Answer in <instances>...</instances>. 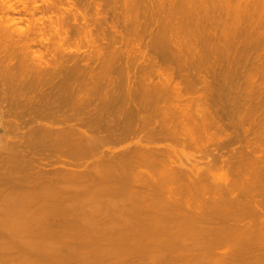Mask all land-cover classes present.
<instances>
[{
	"label": "bare ground",
	"instance_id": "6f19581e",
	"mask_svg": "<svg viewBox=\"0 0 264 264\" xmlns=\"http://www.w3.org/2000/svg\"><path fill=\"white\" fill-rule=\"evenodd\" d=\"M1 1H2L1 4H3L4 2H6V4L2 5V11H5V16L4 18L0 19V124L1 125L5 124L3 123L2 120L4 119V116L6 115L7 116L12 115L17 118L19 117V119L15 120V122L13 120L12 125L10 122L9 128H4L3 126L2 130H0L2 138L5 140L4 142L6 144H3L2 142L1 143L3 146L5 145V147L7 148V150H5L6 148L4 149L5 152H7L4 154H9V155H5L7 158L3 156L2 152L4 150L3 148H1L3 146H0V154H1L0 156L2 158L0 160V165L2 164L0 167L2 168L1 170L2 172H0V174H2V176L3 175L5 176L3 178V180L4 179L7 180V182L5 183L11 182L13 185H11L10 187H12L13 189L14 188L18 189V190L16 189V192L14 193L17 194V191H18L17 199L19 200L15 201L16 198L14 197L15 198L14 202L17 203L19 201L20 203V201L21 202L24 201L23 205L21 204L22 206L20 204H17L16 206L14 202H13L14 205L9 203V207L10 205L11 206L13 205L16 208L20 205L18 208L13 209V210H12L13 206L10 207V210H8L10 212L7 211V209L9 208L6 206L7 209L6 208L5 209H6V212H8L7 213L8 215L6 217L1 218L3 219L2 223L5 225V226L3 225L2 227L5 230L2 229V231H7V232L9 231V233L11 231V233L13 234V237H15L14 238L15 240H13V242L16 240L19 241V238L21 237V235L25 236V238L22 236L21 240L17 242L18 244L21 245V247L22 245L26 244L24 241H23L24 243L22 242V239L27 240L28 243L31 242L29 244L27 243L28 245H31L33 243L39 244L33 241L34 237L33 239H31L32 236L35 233L37 234V232L39 233L38 230H40V232L42 231L43 233H41V235L44 234L45 236V233L47 234L48 230L45 233H44V230H46V228L47 229L50 228L53 223H57L58 225L62 226V223L64 219L66 221L68 214L74 215L72 216L73 218L67 220V221H71L70 223H72V225L77 223L75 222V221H78L77 219L82 220L80 221L82 225L80 223H77L78 225L75 224L74 229L76 228V226L79 229L74 230L73 228H71L69 229L71 232H69L68 228L66 227V231L68 232H65L64 230H62L65 233V234L63 233L64 236L59 235L60 233L62 234V231L59 233L57 232L58 233L57 235V234H54L55 231H52L51 229H49V234L47 235H50V232H53L51 233L52 236L56 237L57 235V237L59 238L58 240L55 237H53V239L57 240L56 243H58V241H60L59 243H61V241H63L64 243L65 241L62 239L66 238V241H67V238L69 237L68 235L72 233L70 237H73L74 232H76L75 233L76 236L74 235L76 241L77 240L80 241L81 239L84 241L85 236H83V234H88L90 232V229L92 231L93 227L97 225L96 223H99V225L96 226L98 228L95 227L96 229L95 228L94 229L101 230V233H98L93 229V231H95L96 233L93 231L92 232L95 233L96 236L92 232H90L89 235L92 236L91 235L92 233L94 236L88 237L89 235L88 236L86 235L88 237V238L86 237V240L88 242L92 241L93 237H97L94 239V241L91 242V243H94L93 248L92 246L91 247L89 246L90 243L87 244L90 247V248L87 247V249L90 250L92 248L93 250L92 254H90V252H88L87 249L86 250L88 254H85L86 252L83 253L86 250L85 249L83 250V247L85 246L82 247V245L86 240L84 242L80 241L82 242V244L79 243V245L81 244V247H82V249L81 248L79 249L80 251L78 250V253L80 254L77 253L76 247L74 248L72 247L70 249V252H68L69 251L68 246H67V249H65V250H68L67 252H64L65 250L62 252L63 250L61 249L62 247L61 248L59 247L61 249V252L63 253L61 254L60 252L56 251L57 250L56 248L52 246H50L51 248H49L48 244L46 243L47 241L43 239L44 238L43 235L39 236L40 234L39 233L37 235L38 238L36 237L35 240L38 239L37 242H41L44 240L45 242L44 241L43 242L46 244L42 242L43 244L41 245L43 247L30 248V250L33 248L34 249L36 248L35 250H32V252L37 251L36 252L37 255L34 254L35 252L33 254L30 253L31 254V256L29 255L30 261L26 259L25 263L24 262L23 263L24 264H71V263L74 264L72 262L74 259L75 264H101V262L105 259V255L107 257L108 256L107 254L110 252L111 253L114 252L112 254H116V256L113 255L115 256V258L117 256L122 257L124 255L127 256L128 254L131 255L132 252H136V253L140 252L139 254L142 253L146 255L148 260L151 259L149 260L150 262H148L147 259H146L147 262H145L144 260L145 256L143 255L144 256V258L142 257L144 260L143 262L146 264L148 263L151 264V262L152 264H233V263L234 264H237V263L238 264H264V132L260 133L261 130L259 132L257 130L259 129V127H264V125L260 126L262 123L260 122L261 117L259 113L258 114L260 117V121L256 122L255 119L253 118V116L256 115L255 113L259 112V110L258 111H254V110L256 108L259 109L260 107H262L260 103L259 104L260 106L258 108V106H256V102L254 104L253 100L256 99L257 101L258 95L260 96L262 94L264 95V92H263L264 89H261L262 87L260 85L258 86L259 83H257V81L254 80V77L256 78V75H257L256 72L261 73V77L264 78V73L260 72L261 70L263 71L262 68L264 67H262L260 70L258 69L262 65L264 66V58H263L264 53L262 52L263 56L261 55V50H264L263 49L264 47L262 48L264 44L261 45V41L263 42L264 34L262 35L259 32V30L261 31V33H263L264 31L263 30L264 24H261L260 22L262 19L264 22V17H263L264 10H261L259 8V7H263L262 3H264V0L263 2L262 1L258 2L257 0H161L160 2V0H155V1H159V3L156 2L157 4H154L155 3L154 0H129V1L127 0L126 2L127 3L129 2L131 4H128L129 6L128 5L124 6L125 13H127V17L130 16L128 20L129 22H132V23H130L131 25L128 24L130 26L126 25V27L123 26L122 28L128 31L130 29L129 27L134 25V27H136L137 29L136 30L134 28L136 32L133 31V27L130 29L132 31L129 30L128 32H126V33H130V36H132V38H134V36L140 37L139 34H143L142 32H145L144 33L145 35L148 32L152 31V36L150 35V38H149L152 42L148 39V44L149 43L151 45L153 44L152 46L153 48V47H159L158 45L156 46V44L154 43L160 42L161 46L166 48L164 49L160 46L161 49H164V51L162 50V52L159 53L161 54L162 58H165V59H170V58L176 59L177 58V60H181L182 62H184L182 65L189 66L188 67L189 69L193 64L196 66H199L196 64V61L193 58L197 59V61L202 63V64L198 63L200 64L199 66L200 68L204 66L203 65L204 63H206L205 65H207V62H208L207 66L211 65L212 68L210 69V67L209 68L203 67L205 69L201 68L202 70H204L201 72H203L204 74H207L209 72L208 71L209 69L213 70L214 68L212 73L216 72L214 73L215 76L214 74L212 75V73H208V74L210 76H214L215 79L217 78L218 72H219V75L220 74L222 75L221 73L222 71H224L223 75L225 77L226 70L228 71L229 69L228 65H231L230 67L231 70H232V67L236 68V65H238L237 66L239 68L238 70H241L242 73L239 71V74H238L237 68L236 70L234 68L235 72L232 70L234 73L231 72L229 69V74L231 73L230 74L231 76H228V78H225L224 81H226V79H229V77H230L229 80H231V78L233 79V77H235L236 74L240 76L243 73L244 74L242 76L247 74V77L250 81L248 80L246 81L250 83L251 80H253L252 82H254L253 83L254 85L252 83L251 84L254 87L257 86L255 87L256 89L253 86L252 87L254 89L251 87L250 91H252L253 89L254 94L249 91L250 93H252L251 95L254 97V98L252 97V100H251V96L250 97L247 96L248 94L250 95V93H248V89H249L248 87H245L244 89L245 91H241L242 87H240L241 89L238 88L240 90L235 91L237 88L232 87L233 85L229 87V85H227L228 84L227 82H225L224 84L223 81H220V77H218L219 80L217 81L218 88L216 90L215 89L213 90V86L215 88L216 87L215 84L217 83L211 80V79H214V77L213 78L211 77V79H209L208 77L210 76L207 75L208 77L207 76L205 77L204 75L202 78L201 76L203 74L201 73H200L201 76H197L199 73L198 70L200 69L199 67L197 68L193 67L196 69L199 68L197 71L196 69H194L195 73H197L195 74L196 76L194 77L201 78L199 82L197 81L198 78L197 79L195 78L196 79L195 81L193 80L194 78L190 79L191 74L188 75L189 69L187 70L186 66H185L186 68H184V66H181V68H183L182 69L183 72H179L181 71V68L180 70L177 69V71L179 70L178 72L176 71L177 75L178 74L180 75V73L184 74V76H182L181 74L182 77L181 76H178L179 78L177 77L178 79H180L181 77V79L178 81L175 79V76H174L175 71L174 72L171 71L174 68V65L171 68L168 67L171 70H168L166 67L160 65L163 67V69L166 68L164 70L162 69L163 71H160L161 74H163L162 72H165L166 70H168L166 71V73L169 74V71L172 73L167 75L168 76L167 78H164V76L166 77V73H164L163 74L164 76H162V78L160 79L162 83L158 81L160 83L159 85L158 82H157L158 84H156L155 82L156 85L153 83L154 87L150 86L151 82L149 81H151V79L153 78V77L151 78V75H150V78L148 77L149 83L146 81L147 84H149L150 86L149 88H148V85L145 87V84H144L145 81H143V80H147L145 79L146 77L144 78L141 76L143 80L142 79L140 80L144 82L143 87L145 88H142V90H140L138 85L134 86V83L136 82L135 81L131 85H129L130 88H128L127 90L125 87V84L127 85L126 83L127 77L125 78V74H124V78L126 82L123 85L125 89L127 90V92H124L122 96H121L122 93L118 92L120 89L119 90L117 89L118 91L113 89L115 85H112L113 88H110L111 90L109 88H106L108 89L107 91L101 90V93L99 92V94H98V91L97 93H96V90L93 91L94 89L91 92H94L95 95L94 93H90V92L88 93L86 92L87 90L86 91L84 90V88L87 86H84L86 82L82 79V77L86 76L85 75L86 72L82 73L80 70L81 69L80 67L82 66V64L81 66H79L78 64V61L81 60L80 54L82 52L81 53L78 52V55L80 56L78 55L77 56L76 55L65 56L66 54L64 53L65 58L66 57H68L67 59L74 58L73 60H75L76 62L75 64L71 63V65L74 64V66L73 65L70 66L69 70L67 69V67L69 68L68 64L70 63V60L68 62V60L66 61L65 59L64 63H67V67H65L67 69L66 70L63 68L64 66H66L63 63V61L60 62L64 65L63 67H61L62 65L59 63V60H60L59 58L61 57L56 56L57 57L56 60L58 59L57 60L58 65L55 66L54 64L51 63V60L50 61L48 60L50 55H47L48 56L47 58L44 57V55L42 54L39 55V52H40L39 49H41L42 47L45 48L46 52L49 51L48 42L50 40L49 41L45 40L46 38H48L47 36L46 38L43 37V35L45 36V33H46L45 31L47 29V26L49 30L51 29V27H56V29L52 28L55 32L56 31L59 32L60 28L64 29L62 36L67 35V32H66L67 30L65 31V28H67V26H68V29H69V26L70 28L71 27L76 28L78 26L79 27L82 26V25H79L80 23L79 24L74 23L75 26L74 24L71 26L70 24L73 22H68L70 24L65 25L66 27L63 24L65 28L61 27L62 20L61 22H59V20L65 15L63 10H65L64 8L66 7H63V9L61 10L63 13L61 15L63 16H59L60 15L59 13L57 14L58 17H60L57 19V21L55 18L57 16L56 14H54L56 23L57 22L60 23V24L58 23L59 25L56 24L57 25L56 26L54 18H52L53 14L52 16H49L48 13L45 14L48 6L44 7L45 6L44 4L48 5L50 0H21V3L19 0H17L20 3L18 5H17L16 0L15 1L12 0L16 2V4L14 2L12 4L7 3V0L6 1L1 0ZM108 1L110 2V0ZM118 1L119 2H117L116 0H112V2H110V4L111 3L113 4V6L112 4L109 5V7L110 6L113 7V8L111 7L113 13H111L112 12L111 11L110 15L108 14V17L111 16V14L119 13V11L116 12L115 10H113V9L118 10L119 8H121L119 5L122 4L121 2L123 0L122 1L118 0ZM116 2L120 4L116 5L117 4ZM52 3L50 2L49 5H51ZM72 3L69 2L70 6ZM259 3H260V6H259ZM123 4H124V1H123ZM74 5L76 7V4H72V7ZM93 5H96V4L93 3ZM121 6H122L121 9H124L123 5ZM75 7H73L74 9L68 10V11L71 10L70 13L72 15L76 13L77 9ZM126 7H128L129 9H127ZM48 8H49L48 11H50L51 7L49 6ZM68 8H71V7H68ZM93 8L95 9L94 6ZM106 9H110V8H106ZM126 9L131 12L130 14L133 15V17L128 12H126L127 11ZM259 9L260 11H263V12H259ZM57 10H60V8L59 9L57 8ZM72 10H75V11L72 12ZM99 10H104V9L100 8ZM54 11L53 12L56 13V10ZM61 11H57V12L61 13ZM68 11H67V14L69 13ZM121 11L122 10H120V14L122 13ZM132 12L134 14H132ZM81 13L83 12L81 11ZM107 13L108 11L106 12V14ZM71 14L68 15L69 17L65 15L64 16L65 18H62L63 20L66 19L65 23H67L69 18L72 19L73 16ZM77 14L79 15V12H77ZM77 14L74 15V18H75L74 20L76 21H77V18L81 19L80 15L82 16V14H80L78 17ZM103 14H99V15H103ZM120 14L119 16L118 14H116L117 16L115 17L116 18L123 17L124 19V16L121 15L122 16L121 17ZM260 14H262L263 16H261L262 19L259 21L258 18L260 17H257V16L258 15L260 16ZM123 15H124V12H123ZM91 16L92 15H90L89 17ZM95 16L97 17V15ZM66 17H68V19ZM103 17H104V20L101 18V16L99 18H100V21L102 19V24L104 25L105 22L103 23V21H105L107 18L105 17V15ZM115 17L114 19H116ZM99 18H96V19L98 20ZM83 19L84 17L82 18V20ZM96 19L93 18V21ZM110 19L113 20L112 17H110L108 20ZM97 20L96 22L99 21ZM128 20L127 21L125 20L126 21L125 24L128 22ZM118 21H119V18H118ZM118 21L110 22V25L113 24V22L117 23V28H116V25L111 26L112 27L111 35L107 34L108 38L109 36L110 37L112 36L111 38L113 39L109 38L110 40H115L113 41V43L112 41H110L112 43V46H111L112 49L110 48V50H114L115 48L114 45H116V47L118 46L115 43L117 42L116 40L119 39L118 38L119 36L117 37V34L115 33H117V31L119 30L118 26H120V24L123 25L122 23H124V22L120 23L121 21L119 22ZM22 22H28L29 27L27 26L28 28H24L23 26H21L20 24ZM99 22H98V26L102 25ZM257 22H259L260 25H257L258 24ZM86 24L87 23H85L84 26L87 27L88 25ZM154 24L157 25L155 26V28L152 27ZM261 25L263 26L262 28H261ZM89 26L90 28L92 27L90 24ZM86 27L85 28L80 27V28L84 29L82 30L83 32L88 33L89 31ZM104 27L105 26H103V28ZM259 27L260 29H258ZM113 28H115L116 32L113 30ZM24 29L25 30L27 29L26 32ZM99 29H101V27L96 29V33L98 31L102 33V31ZM153 29L155 32L157 30L158 33L155 34ZM257 29H258L259 34H257ZM73 30H77V28ZM68 31L71 33V30H68ZM104 31H106V29ZM138 31H139V34H137ZM36 32L37 34H39L38 35L39 38L36 35L38 38L37 40H35L36 36L34 37L31 36V34L35 35ZM61 32L57 34L58 35L60 34V37L62 38V45H63L64 37L61 36ZM99 32L97 33L98 39L99 37H101V36H98ZM159 32H161L160 36H159ZM48 33H46V35ZM64 33H66V35H63ZM123 33H125V31ZM89 34H88V37H90ZM153 34L155 35L158 34V37L157 39H155V41H154L155 35ZM51 35H48V36H51ZM101 35L102 37L100 38V40L106 37V36H103V34ZM119 35H121V33ZM148 35L149 34H147V36ZM54 36L57 37L56 34H54ZM66 37H65V40L68 41L69 39H67ZM93 37L95 36L94 35L92 36L91 38L92 40L96 39L94 40L95 42L99 41L97 40V37L96 38H93ZM121 37L124 38L123 40H125L126 42L128 41L130 46L131 44H133L134 41H137V38L136 39L134 38L135 40H133L132 38H129V40L132 39L133 41V42L132 41L129 42V40L127 39L129 35L126 36L127 38H125V35L124 36L121 35L119 40L122 41V43H123V40L121 39ZM144 37L139 38L140 39L139 41L140 42L144 41L145 39L142 40V38ZM260 37H263L262 40L260 39ZM61 38H60V42H61ZM57 39L59 40V38ZM24 42L25 44H23ZM50 43L51 41L49 42V44ZM136 43L138 44V41ZM162 43L164 44L162 45ZM32 44H36V46L37 44H39L40 47L42 46L41 48L40 47H35L36 49L34 48L35 50H37L38 48L39 52H35V50L31 48L32 46H34ZM51 44H50V47H51ZM124 44L126 47V43ZM140 44L143 45L142 42ZM150 44L147 45L149 49L151 48ZM259 44L261 45V50H260V47L259 49L256 48L259 46ZM23 45H25L24 48H26L27 46V49H28V46H30L29 48H31V51H28V53L25 50H24L25 52L22 51V53L21 51H18L19 50L18 47L20 46L23 47ZM133 47H134V44H133ZM144 47L142 46L141 48L139 47L138 48L134 47V48L137 49L136 50L137 52L139 49L140 55L145 54L147 56L146 58L148 60L149 59L151 60V63L149 61V64H148L150 65V68H151L152 62H153L152 67H154L155 60L159 59V58L156 59L157 58L156 56H160L158 55L159 48L158 49L153 48L149 50L148 48L146 47L144 48ZM118 48L117 49L115 48L117 53L114 50V53H115L114 55L110 54L111 51L108 49L110 52L107 53L104 51L105 52V53L103 52L104 57L102 53H101L102 54L101 57H103L104 61H106L107 59H110V56L112 57L116 56L118 52L120 51V48L119 50ZM143 48L147 50H144ZM155 49L158 52H156L157 53L156 55H155V52L153 53L151 52L153 55H155V56H152V54H150L149 51L151 50L156 51ZM254 49H258V50L256 51ZM16 50L20 53V55L22 54L21 57H19V54H17L18 52ZM123 50H125V52L130 51L129 54L131 53L133 54L135 52V50L133 51L130 49L127 50V48H124ZM251 50H254L252 51L254 52L252 54L253 55L256 54L255 55L256 60L252 54H251V57H253L254 59L248 56V54L250 55L249 52ZM55 52L53 53L51 52V50L49 51V53L52 56L56 54ZM111 53H113V51ZM43 54H44V51H43ZM68 54H70L69 51H68ZM108 54H110V56ZM121 54L122 53L119 52L118 56H120ZM137 54L134 60H137L139 58V57L137 58ZM105 55L106 57L107 56L109 57H107L106 59ZM243 55H244V58H243ZM64 56L62 57L63 59H64ZM134 56H130L132 57L130 58L131 59L130 61H133L132 59L134 58ZM220 56H222V58L223 56L225 58L234 57L232 60L231 59L230 60L231 61L236 60L234 61V63L235 62L237 63H235L234 65L233 62L229 60L230 64H228L226 62L228 61L227 58L222 60L220 59L221 58ZM241 56L244 60L240 58ZM260 56H262V58ZM78 57H80V59H78ZM185 57L189 58V61L188 59L187 60L183 59L184 60L183 61L182 58H185ZM190 57L194 60V62H192L191 65H188L191 61ZM210 57H211L210 59L211 61L209 60ZM212 57L213 59L214 57L216 58L219 57V60L215 58L213 60L214 64L209 65V62L213 63ZM246 57L250 58L248 59V61L250 62L249 65H247L248 61L245 62L246 61L245 59H247ZM123 58L125 59V55L123 56ZM123 58L122 60H120V63L123 61ZM239 58H240V61H238ZM114 59L117 60L118 58L116 59L114 57L112 61H115ZM205 59L207 62L204 61ZM127 60L129 61V58ZM217 60L219 61L220 64H218ZM241 60L242 62L243 61L245 62L248 70L247 68L244 67L245 65L244 63H243L244 65L241 64L242 63ZM259 60H262L263 62L261 61L257 63L256 61H259ZM167 61L170 62L169 60ZM175 61H173L177 65V67L175 68H178V65L179 64L181 65L182 62L180 61V63L177 64L179 61L178 62L177 61L175 62ZM185 61H188L189 63L186 64ZM223 61L227 65L224 64ZM253 61L255 62L256 67L259 71L255 72V69H256L255 67V68H252V70L254 71L252 72L251 66L253 65L254 67L255 65L253 64L254 63ZM106 62L109 64V60H107ZM118 62L119 60L116 62V64ZM165 62L166 60H164V63ZM157 63L158 62L155 63L157 65L155 67L159 66V64ZM215 63L218 65H216ZM261 63L262 65H259ZM55 64H56V61H55ZM124 64H122L123 66L121 67L125 69L124 70L125 72L124 71L123 72L126 73L127 68H126V65ZM167 64L169 65L170 63H167ZM172 64L173 63L171 62V65L169 66H172ZM84 65L86 66V63ZM118 65H121V64L118 63L116 66ZM220 65L222 66L224 65L223 67L227 69L224 70L223 68V70L221 71L222 67ZM242 65L245 69L244 72H243L244 69L243 70L240 69ZM216 66H218V71L216 70L217 69ZM91 67L92 66H90V68ZM83 68L85 67L83 66ZM90 68L86 70H89ZM175 68L173 70H175ZM184 69L187 70L188 74L184 73L186 72ZM249 69L251 70V74L253 73L252 74L253 76L249 74L250 73ZM156 71H154V73ZM248 74L251 75V79L249 78L250 76ZM238 75L237 77H235V79L240 77V76L238 77ZM138 77L135 76V78H137V83H139L140 81ZM93 78L99 79V77H97L96 75H94ZM101 78H103V81H104V77H101ZM110 78H111L110 80L112 81L113 78L112 77ZM131 78H133L132 75L130 76V79ZM165 79H166V82H164ZM222 79H223V76H222ZM105 80L107 82L109 78L108 80L105 78ZM110 80H109V83L111 84L112 82ZM257 80L259 81L261 80V78ZM103 81L101 82L103 83ZM152 81L154 82V80ZM212 81L213 83L214 82L215 83L213 84ZM94 82L98 84L99 80L94 81ZM142 82L140 83L141 86L143 85ZM255 82L257 84H255ZM261 82L264 83V79H262ZM194 83L196 85H194ZM221 83H223V85ZM105 84L106 83H104L101 87H103ZM117 85L118 84L116 83V86ZM222 86L224 87L228 86L230 88V89L225 88L226 93L229 90L230 91L234 90L235 92L239 91V93L237 94H240V95L243 93L245 99H243L242 96L238 95L237 100L239 99V101L235 100V102H237V105L234 104L235 102L234 103L230 102L233 105H229V104L227 105L226 103L227 105V106L225 105L226 107L220 106V105L225 104V103L223 104V102H221L220 100L222 97L221 95H224L223 94L224 87ZM91 87L94 88V86H91ZM106 87H109V85H107ZM118 87L120 88L119 85ZM135 87H138V88L136 89ZM100 88L98 89L99 91H100ZM219 88H221L222 91ZM193 90L197 91L198 93L200 92L199 93L200 95L199 96L197 95V96L200 98L198 99V101L200 100L202 104H204V102H207L209 100L214 101L215 96H217L219 99L217 97L216 99L220 100L219 101L221 102L219 103L220 105L217 104V105L209 106L213 104V102L209 103L210 102L209 101L207 102V105L209 103L208 106H206V103H205L204 104L205 107L204 108L201 107L204 109L203 110L204 113L202 112L203 114L202 113L200 114L201 109L200 110L195 109L194 106L192 105V102L186 101V99L184 98V97L188 98L189 94L191 93L190 91H192V94H194L195 92ZM258 90L259 91L261 90L260 92L262 94ZM116 91L120 93V95H118ZM255 93L257 97H255ZM197 96L195 97L197 98ZM189 97H192L191 94ZM246 97H248L249 99ZM169 98L170 99L173 98L174 100L177 99L178 101V104L174 106L175 108H173L171 112L169 111L168 113V114L170 113L172 114V111H173V115L174 114L176 115H174L175 117L170 116L167 120L165 119L167 117L166 116L164 119L165 121H170L171 117H173L177 121L175 120L176 122L174 121L172 122V124L165 123V121L161 123V120L163 117L158 118L156 116L157 112H154V114L149 113V109L152 104V103L150 104L149 102L154 101L157 104L159 101H161L160 99L164 101L165 99L167 100ZM183 98L185 99L184 101H183ZM188 99L190 100V98ZM192 99L193 97L191 98L190 101H192ZM240 99L241 100L243 99L244 101H246V99L250 100V105L253 104L251 105V108L253 107L254 109L249 108L250 106L249 105L248 111H246V109L243 108L242 104L243 105H245L244 103L249 104V102L246 101L243 103ZM146 102H148L150 105H148V103ZM156 104H152V105H156ZM238 104H240L242 108ZM157 106L156 107L154 106V107L159 108V106L158 107ZM217 106L218 107L220 106L222 108H218ZM232 106H234V108ZM236 106L240 108L239 110L241 111L240 115L241 114L243 115L242 110L245 109L246 114L244 113L243 119H239L240 120V121L238 120L239 122H237V120L236 122H232V121L230 122L231 117L229 120V117L227 116L229 121L228 122L226 121L225 123L224 119H222L223 116L221 115L224 113H221L220 115L219 113L221 112V110L222 112H225V111H228L229 109L230 110L234 109L235 113H239V112H236V109H238ZM152 110H153V107H152ZM152 110H150V112ZM249 110H251L250 114L248 113ZM156 111L159 112L158 109H156ZM253 111L255 112L254 115L252 113ZM214 113L215 115H211ZM207 114H209V116L211 115L212 118L211 119L208 118L209 119L208 120L206 118ZM153 115H154V119L158 118L159 120L160 119L161 120L160 121L156 119L154 120L152 117L154 121L152 119H151L152 121H150V116H153ZM236 115H239V114H236ZM178 117L181 120L180 122L178 120L179 119ZM181 117H184V118H181ZM218 117L220 120H223L224 123L221 121L219 122ZM248 117H252L249 119L251 120L253 119L254 121L253 122L251 120L248 121L249 120ZM239 118L241 117L239 116ZM213 123L214 124L216 123L217 128H218L217 132L213 131L214 133H212V131L211 132L208 131L209 127L214 128L216 126V125L212 126L211 124ZM231 125H233L235 128L237 126L241 127L242 129L241 130L242 133H240L242 135L241 137H239V134H238L240 131L239 132L235 131L238 135H236L235 133L233 134V131H232V135L230 132H229L230 134L227 133L228 129L230 128L233 129ZM176 126H179V128H177ZM238 129L240 128H237V130ZM180 131H184V133L186 134V137H184V139H182V137H179ZM209 132L212 134H210ZM251 132H253L254 135L250 137L249 133ZM196 133H201L199 137H201L200 139L203 138L202 141L207 139V141H204V143L201 144L202 148L197 147L199 148V151H200V154H198L199 156L198 160L200 159L206 160L207 156H209L210 154L213 156V161L218 160L217 163L215 164H218L221 168L227 171V174H226L227 176H226L224 184L222 185L220 183H214V184L212 183V185L208 184L207 181L209 180H207V177L204 174L206 170L205 172L202 173V168L198 167V163L197 164L190 163L185 160L186 161L185 163H180V165H178L179 163H172L173 160L172 161L168 159L163 160L164 156L169 153V149H171L174 144L184 143L188 145L192 142H195ZM209 139H211V142H209L210 141ZM237 142L238 143L243 142V143L241 145L239 144L240 146L234 147L233 145L236 144ZM209 148L211 149L213 148L212 153L207 152ZM225 153H227V155ZM137 160L139 162V167L142 166V169H143L138 172L139 175L135 169V166L136 168L138 167V165L135 164V161ZM208 163H209L208 161L207 162L203 161L204 165ZM189 164H192V167H189ZM218 165H216V167ZM83 166L84 168L80 169ZM207 166L208 165H206L205 168H207ZM228 174H231L233 176L229 177ZM167 190L170 194L167 195L166 199L162 198L160 195L164 191H167ZM63 191L65 192L69 191L68 194L70 193V195H74L75 196V197L73 196L74 199L71 201H68L70 200V198H72V196L68 198L69 195L67 194L68 197H66L67 195L63 197L65 194ZM55 192L57 196L59 194H61L60 196L63 195L62 197H60L61 200H59L60 198L58 197L59 201H56V200L52 201L53 196L56 197L57 199ZM71 192H74V193L71 194ZM208 192H210V195L208 194ZM10 196H11V193L10 195L7 196L8 199ZM12 196H16V195L15 194L13 195L12 193ZM51 196H52V199H51ZM177 198L180 201H176ZM46 199L51 200V202L47 201ZM131 199L133 202L131 201L130 203L129 200ZM150 199H153V201H149ZM10 201H13V199ZM36 201H38L39 204ZM31 202L32 203L36 202V204L39 206L35 205L37 207L36 208L33 205L36 209L32 207V209H34L33 211L32 210H28L27 212L24 211L25 213H23L22 215L21 214L22 212H19V211H21L22 209H25L27 205L29 206V204H32ZM25 204L27 205L25 206ZM92 205L93 206L96 205L94 206L96 210L93 209L94 207ZM85 208H87L88 210L90 208L89 212H91V214H89L87 209L85 211ZM91 209L95 211L92 212ZM104 209L106 210V212ZM107 209L110 210L109 213L107 212L108 211ZM47 211L48 212L50 211V212L47 213ZM74 211H76L75 214H72L74 213ZM78 211H80V213H83V214L80 215ZM40 212L41 214L38 215L37 213H40ZM87 212L90 216H86L88 215ZM95 212L98 215H95ZM64 215L66 216L65 218H64ZM8 216H10L11 218H9V220L6 219L7 221L4 220V218H7ZM95 216H97V218ZM90 217H94V218L90 219ZM1 219H0V224L2 226ZM50 220H52V222ZM87 222L90 223V225ZM91 222H94L96 225L94 223H93L94 225L91 224ZM201 222H208L209 224L202 225ZM70 223L68 222L66 225L65 223H63V226L65 227L69 225ZM87 224L91 226L92 228L90 227L89 229H86V233H82L81 235H78V239H76L78 231H80L79 233L84 232L83 231L84 229L81 226L86 227ZM103 227L104 229L107 230L106 232L103 229L104 235L105 233H107L109 234L108 236H110L109 241H108L107 234L106 236L102 235ZM33 228H35L37 232H33L35 231L33 230ZM41 228H43L44 230L43 229L41 230ZM80 229H83V230L81 231ZM22 231L26 234L30 233L29 235L32 234L31 232H33L34 234L31 235V237L27 235L28 238H30L28 240V238L26 237V234L25 235L24 233L21 234ZM66 233L68 237L67 236L65 237ZM1 234L3 235V232ZM15 234L17 235V237ZM9 235L12 237L11 234ZM52 236H49L51 240L48 239L49 237L46 238L47 236H45L48 242L51 241V244L49 243V245H52V244L54 245L55 240L53 242ZM80 236H83V238ZM100 236L106 241H108L106 242L104 240L107 243V246H106V243L103 241V239H100L101 238ZM111 237L112 238L114 237V239L112 240ZM1 240L4 241L5 238L3 239V237L1 236L0 242L2 243ZM8 240L10 239L7 235V239L4 242L5 244H2L3 246L5 245L4 247H6V249L3 248L2 252L3 250H6L7 253H9L10 251L13 252L14 250L17 251L20 245H17V243L14 242V245L16 243L18 249L16 247H15L16 249L14 247L12 248V246L10 245L12 243V240H10L11 242ZM101 240L105 243L104 245L106 248L103 246V242ZM100 241L102 243V244L100 243L101 247L103 246L104 248L99 247L100 244L98 243ZM230 241H232L234 245L233 252H229V253L218 252L220 254L215 253L213 254L215 255L214 257H210V255L207 254V251L213 250V246L217 247L219 244H226V243H229ZM6 242H9V244ZM109 242H112V244H110L112 245L110 246L111 248L108 247ZM97 244L99 248L96 247ZM8 245H10L11 247ZM28 245H25L24 248L26 246L30 247ZM3 246L0 245V248H2ZM70 247L71 246H69V248ZM25 250L28 251L27 248ZM2 252L0 251L1 256L2 254H5ZM12 252H10L11 254L9 253V255H12L10 256V258L12 257L11 259L13 261L15 260L17 264H20L18 261L22 263L21 260L25 259L23 257L29 258L25 256L27 252L23 251L24 253L22 252L20 253L18 251L19 254L18 256L16 255L17 259L19 257H22V256H19L21 254L22 255L24 254L23 257L19 258L18 260L16 258L13 259L15 256V251H14V254ZM82 253L85 255H82ZM133 254L134 253H132V255ZM229 254H232L233 256L232 255L229 256ZM34 255L36 256L37 259L35 257L32 258V256ZM6 256L8 257V254ZM6 256L4 257L7 258ZM134 256L136 255L134 254L132 257ZM4 257L2 256V258ZM108 257H110V255ZM124 257L123 259L126 258ZM10 258H7L8 259L7 262L9 261V263L7 262L5 263V261H3L4 263L2 264H10V263L16 264L14 263L15 261L13 262ZM31 258L32 260L36 259L37 261L36 262H34V260L31 261ZM115 258H113L114 261H115ZM118 258H116L117 261H118ZM4 259H0V261L2 262V260ZM130 259H132V261L134 260V258H129L128 263L129 261L130 263H132ZM28 261L30 263H28ZM105 261L106 260H104L102 263H104ZM109 261H107V263ZM111 261L114 263L112 259ZM111 261L109 263H111ZM120 261L121 260L119 258V262ZM124 261H127V260H124ZM121 262L125 263L123 261ZM121 262L120 264H122ZM128 263L126 262L125 264H128ZM132 264H135V263H132Z\"/></svg>",
	"mask_w": 264,
	"mask_h": 264
},
{
	"label": "rangeland",
	"instance_id": "374dc122",
	"mask_svg": "<svg viewBox=\"0 0 264 264\" xmlns=\"http://www.w3.org/2000/svg\"><path fill=\"white\" fill-rule=\"evenodd\" d=\"M3 1H6V0H3ZM14 1H15V0H14ZM14 1L10 0V2H9V0H7V3H11V4H12ZM16 1H17V0H16ZM19 1H20V3H21V0H19ZM71 1H72V0H50L51 3H52V2H54V3H52L53 5H52V4L49 5L50 2L48 3V5H47V4H44V5H45L44 7H47V6H48V7H49V6L51 7L50 11H48L49 8L47 7V11H48V12L45 10V11H46L45 14L48 13L49 16H52V14H53V17H52V18H54V14H56L57 17H55V18H56V21H57V19L60 18V17H58V15H57L58 13L60 14L59 16H63V15H61V14H63L62 11H61V10L63 9V7H66V8H64V9L66 10V12H65V10H63V11H64V14H65L66 16H68V15L71 14V13H70L71 10H70V11H68V10H69V9H74L73 7H75V5L72 7V4H76V7H75V8H76L78 11L76 10V13H74L73 15L71 14V15L73 16V17L71 16L72 19H70V18L68 19L69 16L66 17V18L68 19L67 23H65V22H66V21H65L66 19H65V20L62 19V18H65V17H64L65 15H64V16L59 20V22H61V20H62V22H64V23L61 22V24H62L61 27H64L65 25L70 24V23H68V22H73V23L70 24L71 26H72L74 23H76V24H79V23H80L79 25H82V26H80V27H81V28H85L86 26H84V24L87 23L86 25H88V26H87L86 28L88 29L89 32H88V33L83 32L82 30H84V29H81L78 25H77L78 27H76L77 30H73V29H76L75 27H71V28H70V26H69V29H68V26H67V28H65V27H66V26H65L64 28H65V31L67 30L66 32H67V35H68V36L66 35V33H64L63 35H66V36H67V37H66V36H62V33L64 32V29H61L60 27H58V28H60V29H59V32H61V31L63 30V31L61 32V36L64 37L63 45H62V38L60 37V34H59V35L57 34V33H59V32H58V31L55 32V31L53 30V29H56V27H51V29L49 30V29H48V26H47L48 31H47V29H46L45 32H46V33H48L49 31H51V32H49L47 35H46V33L44 32V33H45V36L43 35V37L46 38V36H47L48 38H46L45 40H47V41L50 40L51 43H52V44L50 43V44H51V47H50V44H49L50 41L48 42V45H49V46H48V50H49V51L51 50V52H53V53L56 51L55 53H56L57 55L54 54V55H53L54 57H53V56L49 53V51L46 52L45 48L41 46V47L44 49V50H43V49L40 47L39 44H37V46H36V44H32V45H34V46H32L31 48L34 49L35 47H40V48L44 51V54H43V51H42L41 49H39V50H40V52H39L38 48H37V50H35L36 48L34 49L35 52H39V55L42 54V55H44V57H46V58L48 57L47 55H50V57L48 58V60H49V61L51 60V63L54 64L55 66L58 65V61H57L58 59L56 60L57 57H61V58H59V59L61 60V61L59 60V63L62 62V61H63V63H64V62H65V59H66V61L68 60V62H69V60H70V63L68 64V65H69V68L67 67V63H64L66 66H64L62 63H60V64L62 65L61 67L64 66V67H63L64 69H66L65 67H67L68 70L70 69V66H72V65L74 66V64H75L76 62H75V60H73L74 58H73V59H70V58L67 59L68 57L65 58V56H67V55H68V56H69V55H76V56H77V55H78V52H80V53L82 52L81 54L79 53L81 56L78 55V56L81 57V60H79L80 63H79V61H78V64H79V66H81V64H82V66L80 67V68H81V69H80L81 72H82V73H85V72H86V73H85L86 76L82 77V79H83L86 83H88V84L85 83V85H84V86H87V87L84 88L85 91L87 90L86 92H88V93H89V92H90V93H94V92H91V91L94 89L93 91L96 90V93H97V91H98V94H99V92L101 93V90H102V91H103V90H104V91H105V90L107 91L108 89H106V88H109V89H110V88H113L112 85H115V87H114L113 89H114V90H117V89L119 90V89H120L119 91H118V90H117V91H118V92H121V93H122L121 96H122V95L124 94V92H127L128 88H130L129 85H131V84H132L133 82H135V81H136V82L134 83V86H137V85H138V87H139L140 90H142V88H145L147 85H148V88H149L150 86H151V87H152V86L154 87L155 82H156V84H158V83H159L158 81H160V79L162 78V76H164L163 74L166 73V71L171 70V69H169V68L173 67V65H174V68L177 67L176 63H174L173 61L176 60L177 62L179 61L177 64L180 63L181 60H177V58H176V59H174V58H170V59L162 58L161 54H159V53L162 52V50L164 51V49H166V48H164L163 46H161V43H160V42H159V43H154V44H156V46L158 45L159 47H153V48H157V49L159 48V50H158L159 52H158L156 49H155L156 51H152V50L149 51L150 49H153V48H152L153 44L151 45V44L149 43V44L151 45V46H150V47H151L150 49H149L148 46H147V45H149V44H148V39L150 38V35L152 36V31L147 33V34H149L148 36H147V34H145L146 36L144 35L145 32H142L143 34H139V31H138L137 34H139L140 37H137V36L135 37L134 34H133L134 38H135V39L137 38L138 44H139L141 47H142V46H143V47L145 46L146 48H148V49H149L148 51L150 52V54H152L153 52H155V55H156V54H157L156 52H158V55L161 56V57H160V56H156V57H157L156 59H158V58H159V59H158V60H155V63L158 62L157 64H159V66H158L159 68H158V67H155V66H157L155 63H154V67H152L153 62H152L151 68H150V65H148V64H149V61H150V63H151V60H150V59L148 60V59L146 58L147 56H146L145 54H144V55H140V53H139V52H140L139 49H138V52L136 51L137 49H135L134 47H136V48H138V47L141 48V47L136 43L137 41H134L135 43L132 41V39H133V40H135V39L132 38V36H130V33H126V32H128L132 27H133V31L136 32V31L134 30V28L136 29V27H134V25H133V26L129 27L130 29L127 28V29H129L128 31H126V30H124V29L122 28L123 26L126 27V25L132 23V22H129V20H128V19L130 18V16L127 17V13H125V8H124V6H125V5L127 6L128 4H131V3H129V2L127 3V2H126L127 0H123V1H124V4H123V1L121 0V1H122V2H121V3H122L121 5H123V8H124V9H121L122 6L119 5L120 3H117V2H119V1L116 0V1H117V2H116V3H117L116 5H119L121 8H119L118 10H117V9H113V10H115L116 12L119 11V13L111 14V16H109V17H108V14L110 15V12L112 11V8H113V7H112V6H113L112 3H111L112 6L109 7V5H111L110 2H112V0H110V2H109L108 0H97L98 2H97L96 0H88V1H87V0H80V1H79V0L75 1V0H74V1H72L73 3H72ZM78 1H79V2H78ZM86 1H87V2H86ZM92 1H93V2H92ZM99 1H100V2H99ZM105 1H106V2H105ZM107 1H108V3H107ZM128 1H129V0H128ZM257 1H258V2L262 1V2H263V0H257ZM60 2H62V3H60ZM69 2L72 3L71 6H70ZM113 2H114V1H113ZM130 2H131V1H130ZM154 2H155V3H154ZM154 2H153L154 4H157L156 2L159 3V1H155V0H154ZM160 2H161V0H160ZM1 3H2V1L0 0V19L4 18V16H5V11H2V5H3V4H6V2H4L3 4H1ZM14 3L16 4V2H14ZM20 3L17 1V5L20 4ZM93 3L96 4V5H93ZM68 4H69V5H68ZM107 4H108V5H107ZM114 4H115V3H114ZM262 4H263V5H262ZM262 4H261V5H262L263 7H259V8H260L261 10H264V3H262ZM91 5H92V6H91ZM103 5H104V6H103ZM106 5H107V6H106ZM116 5H115V6H116ZM20 6H21V5H20ZM67 6H68V7H71V8H68ZM93 6L95 7V9L93 8ZM96 6H97V7H96ZM119 6H118V7H119ZM128 6H129V5H128ZM259 6H260V3H259ZM3 7H4V6H3ZM111 7H112V8H111ZM118 7H117V8H118ZM57 8H58V9L60 8V10H57ZM78 8H79L80 10H79ZM91 8H92V10H91ZM100 8H101V9H104V10H99ZM106 8H110V9H106ZM114 8H115V7H114ZM126 8L129 9L128 7H126ZM154 8H155V6H154ZM127 9H126V10H127ZM260 9H259V12H263V11H260ZM54 10H56V13H54V12H55ZM90 10H91L92 12H94L95 14L92 13ZM94 10H95V11H94ZM96 10H98V11H96ZM105 10H106V11H105ZM120 10H122V11H121V12H122L121 14H120ZM123 10H124V11H123ZM131 10H132V9H131ZM257 10H258V9H257ZM53 11H54V12H53ZM57 11H61V13H60V12H57ZM67 11L69 12L68 14H67ZM74 11H75V10H72V12H74ZM81 11H82L83 13H81ZM104 11H105V12H104ZM107 11H108V13L106 14ZM115 11H114V12H115ZM77 12H79V15L82 14V16L80 15L81 19H80V18H77V21H76V20H74V19H75V18H74V15H76ZM90 12H91V13H90ZM100 12H101V13H100ZM103 12H104V14H103ZM123 12H124V15H123ZM126 12H128L129 14L131 13V12L128 11V10H127ZM111 13H113V11H112ZM263 13H264V12H263ZM263 13H262V14H263ZM50 14H51V15H50ZM93 14H94V15H93ZM99 14H103V15H99ZM116 14H118V16H119V14H120V16H121V15L124 16V19H123L122 16H121L122 18H120V17H117V18H116V17H115V16H117ZM129 14H128V15H129ZM132 14H134V13L132 12ZM262 14H260V16H259V15L257 16V17H260V18H258L259 21L262 19V18H261V16H263ZM79 15L77 14L78 17H79ZM90 15H92L93 17H92V16L89 17ZM95 15H97V17H96ZM104 15H105V17L107 18V19H106L107 21H106V20L103 21V23L105 22V24L103 25V24H102V19L104 20V17H103ZM130 15H131V14H130ZM45 16H47V15H45ZM77 16H75V17H77ZM98 16H99V17L101 16V18H102L101 21H100V18H99ZM113 16H114L116 19H114ZM131 16L133 17V15H131ZM83 17H84V19L82 20ZM110 17L113 18V20L110 19L111 21L117 22V21H118V18H119V21H121L120 23L124 22V23H122L123 25L120 24V26H118V27H119V30H118V29H117V30H118L119 32L117 31V33H115L116 30H115V28H113V30L115 31V32H113V33L117 34V37L119 36V37H118L119 39H120V36H121V35H122V36L125 35V38H127L126 36L129 35V37H128L127 39L129 40V38H132L131 40H129V42L132 41L133 44H134V47H133V44H131V46H130V44L128 43V41L126 42L125 40H123L124 38H122V37H121V39L123 40V43H122V41H120L119 39L116 40V41H117L116 43L114 42L115 44L118 45L117 47H116V45H114V47H115L116 49L119 47V48H120V51H119V52L122 53V54H121L122 57H121V55L118 56L119 52H118V54H117L116 56H114L116 59L118 58L117 60H115V59H114V60H115L116 62L119 60L118 63L121 64V65H118L119 67L116 66L118 63L116 64L115 61H112V59H113L114 57L110 56V54H112V55L115 54V53H114V50H115V52H116V49L114 48V50H110V48H111V46H112V43H113V41H115V40H110L109 38H111L112 36H111V37L109 36V38H108V35H111V32H112V27H111V26L116 25V28H117V23H114V22H113V24L110 25V22H111V21L108 20ZM263 17H264V16H263ZM48 18H49V17H48ZM55 18H54V21H55ZM90 18H91V19H90ZM93 18H95V19H96V18H99L98 20H99L100 22H99L97 19H96V20H97L99 23H101L103 26H105L106 28H105V27L103 28L102 25H99V26H98V22H96V20L93 21ZM121 19H122L123 21H122ZM47 20H48V19H47ZM47 20H46V21H47ZM69 20H71V21H69ZM115 20H117V21H115ZM125 20H126V21L128 20L129 23L127 22V23L125 24V22H126ZM56 21H55V25H56V24L59 25L60 23H59V22L56 23ZM87 21H88V22H87ZM109 21H110V22H109ZM119 21H118V22H119ZM257 21H258V20H257ZM95 22H96V23H95ZM108 22H109V23H108ZM260 22H261V24H264L263 19H262ZM262 22H263V23H262ZM47 23H48V22H47ZM58 23H59V24H58ZM83 23H84V24H83ZM88 23L92 26L91 28H92L93 30L90 28V26H89ZM92 23H93V25H92ZM107 23H108L110 26H109ZM257 23H258L257 25H260L259 22H257ZM63 24H64V26H63ZM94 24H95V25H94ZM20 25L23 26L24 28H28V27H29V26H28V22H22ZM57 25H56V26H57ZM118 25H119V24H118ZM130 25H131V24H130ZM130 25H128V26H130ZM27 26H28V27H27ZM74 26H75V24H74ZM95 26H96V27H95ZM155 26H157V25L154 24L152 27L155 28ZM263 26H264V25H263ZM263 26L261 25V28H262ZM93 27H94V28H93ZM100 27H101V29H99V30H101L102 33H100V32L98 31V32H99L98 36H101V37H102L101 34H103V36H106L107 38L104 37L103 39L100 40L101 37H99V39H98V37H97V33H98V32L96 33V29H98V28H100ZM49 28H50V27H49ZM52 28H53V29H52ZM78 28H79V30H78ZM94 29H95V30H94ZM103 29H104V30L106 29V31H104ZM110 29H111V30H110ZM122 29H123V30H122ZM258 29H260V27H259ZM258 29H257V34H259V33H258ZM24 30H25V29H24ZM26 30H27V29H26ZM26 30H25V32H26ZM60 30H61V31H60ZM68 30H71V33H70ZM108 30H109V31H108ZM136 30H137V29H136ZM155 30H156V29H155ZM261 30H262V29H261ZM263 30H264V27H263ZM85 31H86V29H85ZM91 31H92V32H91ZM120 31H121V32H120ZM124 31H125L126 34L123 33ZM130 31H132V30H130ZM153 31H154V29H153ZM27 32H28V31H27ZM68 32H69V33H68ZM90 32L95 36V37H93V38H96V37H97V40H99V41H96L97 43L94 41V40H96V39H93V40L91 39L93 35H92ZM104 32H105V33H104ZM107 32H108V33H107ZM140 32H141V31H140ZM154 32H155V31H154ZM259 32H260V34H262V35L264 34V31H263V33H261V31L259 30ZM44 33H43V34H44ZM72 33H73V35H72ZM89 33H90V34H89ZM94 33H95V34H94ZM113 33H112V34H113ZM120 33H121V35H119ZM156 33H158L157 30H156L155 34H156ZM51 34H52L53 36H52ZM54 34H56L57 37H55ZM69 34H71V35H69ZM88 34H89L90 37H88ZM107 34H108V35H107ZM127 34H128V35H127ZM155 34H153V35H155ZM36 35L38 36L39 34H37V32H36L35 35H34V34H31V36H33V37L36 36ZM48 35H51V36H48ZM113 35H114V34H113ZM135 35H136V34H135ZM142 35H143V36H142ZM160 35H161V32H159V36H160ZM37 36L35 37V38H36L35 40H37V39L39 38V36H38V38H37ZM71 36H73V37H71ZM144 36H145L146 38H145ZM155 36H156V37H155ZM155 36H154V41H155V39H157L158 34L155 35ZM50 37H52V38H50ZM65 37H66L67 39H69L70 41L68 40V41H69V42H68L67 40H65ZM114 37H115V36H114ZM141 37H144V38H142V40L145 39V40H144L145 42H144V41H141V42L143 43V45L140 44L141 42L139 41V40H140L139 38H141ZM49 38H50V39H49ZM55 38H56V39H55ZM57 38H59V40H58ZM60 38H61V42H60ZM70 38H72V39H70ZM262 38H263V37H260L261 40H262ZM52 39L55 40V41H53ZM104 39H106V40H104ZM108 39H109V41H108ZM111 39H113V38H111ZM127 39H126V40H127ZM151 39H152V37H151ZM149 40H150V39H149ZM261 40H260V41H261ZM93 41H94V42H93ZM110 41H112V43H111ZM118 41H120V42H118ZM124 41H125V42H124ZM150 41H151V40H150ZM154 41H153V42H154ZM29 42H30V40H29ZM54 42H55V43H54ZM66 42H67V43H66ZM107 42H108V43H107ZM132 42H131V43H132ZM151 42H152V41H151ZM263 42H264V38H263ZM263 42L261 41V45L264 44ZM69 43H70V44H69ZM109 43H110V44H109ZM124 43H126V47H125V44H124ZM23 44H25V42H24ZM128 44H129V46H128ZM136 44H137V46H136ZM144 44H146V45H144ZM163 44H164V43H162V45H163ZM20 45H22V44H20ZM38 45H39V46H38ZM119 45H120V46H119ZM123 45H124V46H123ZM261 45L259 44V46L256 47V48L259 49V47H260V50H261ZM17 46H19V45H17ZM24 46H25V45H23V47H21V46L18 47V49H19L18 51H21V53H22V51H24V50L27 51V53H28V51H31V48H29L30 46H28V49H27V46H26V48H24ZM160 46H161L162 48H164V49H161ZM145 47H144V48H145ZM263 47H264V46H262V48H263ZM49 48H50V49H49ZM119 48H118V50H119ZM124 48H127V50L130 49V50H132V51L135 50V52H134L135 54L133 53L135 56H134L132 53L129 54L130 51H126V52H125V50H123ZM131 48H132V49H131ZM144 48H143V49H144ZM21 49H23V50H21ZM26 49H27V50H26ZM52 49H54V50H52ZM108 49H109L111 52L113 51V53H111ZM111 49H112V48H111ZM160 49H161V50H160ZM258 49H254V50L257 51ZM263 49H264V48H263ZM78 50H79V51H78ZM106 50H108V51H106ZM118 50H117V51H118ZM144 50H147V49H144ZM254 50H251V51L249 52L250 55L248 54V56H250V58H253V57L255 58V55H256V54H254V55L252 54V53H254V52H252V51H254ZM16 51H17V50H16ZM16 51H15V52H16ZM18 51H17V52H18ZM25 51H24V52H25ZM41 51H42V53H41ZM68 51L70 52V54H68ZM104 51L107 52V53L110 52V54H108V55L110 56V59H111V60H110V59H107V57H109V56L106 57L107 54L105 55V58H106L107 60H109V64L106 62V61H107L106 59H105L106 61H104V59H103V57H104L103 52H104ZM15 52H14V53H15ZM73 52H74V53H73ZM105 52H104V53H105ZM124 52H125V53H124ZM127 52H128V53H127ZM136 52H137L140 56H139ZM151 52H152V53H151ZM262 52L264 53V50H261V55H262ZM29 53H30V52H29ZM53 53H52V54H53ZM59 53H60V55H59ZM64 53L66 54L65 56H64ZM76 53H77V54H76ZM101 53L103 54V57H101V56H102ZM116 53H117V52H116ZM257 53H258V52H257ZM17 54H19V57H21V55H22V54L20 55L19 52H18ZM61 54L64 56V59L62 58L63 56H62ZM127 54H128V55H127ZM136 54H137V58L139 57L140 59L138 58L137 60H134L135 57H136ZM251 54L253 55V57H251ZM259 54H260V52H259ZM58 55H59V56H58ZM83 55H84V57H83ZM124 55H125V59L123 58ZM129 55H130V56H134V58L132 59L133 61H130V60H131L130 58H132V57H130ZM155 55L152 54V56H155ZM56 56H57V57H56ZM117 56H118V57H117ZM128 56H129V57H128ZM141 56H142V57H141ZM262 56H263V55H262ZM262 56H260V57L262 58ZM17 57H18V55H17ZM80 57H78V59H80ZM111 57H112V58H111ZM220 57H221L220 59H222V60L227 58V57L225 58L224 56H223V58H222V56H220ZM13 58H14V56H13ZM15 58H16V56H15ZM46 58H45V59H46ZM53 58H54V59H53ZM119 58H121V59H119ZM122 58H123V61H122V62H124L125 64L122 63V62L120 63V60H122ZM128 58H129V61H130L131 63L127 60ZM160 58H161V59H160ZM215 58H216V57H214V59H215ZM233 58H234V57H233ZM233 58H231V57H230V58H227L228 61H226V62H227L228 64H230L229 60H230V59L232 60ZM240 58H242V56H241ZM240 58H239L238 61H240ZM243 58H244V55H243ZM243 58H242V59H243ZM246 58H247V57H246ZM250 58L245 59V60H246L245 62H247L248 59H250ZM254 58H253V59H254ZM258 58H259V57H258ZM263 58H264V56H263ZM17 59H19V58H17ZM17 59H15V60H17ZM62 59H63V60H62ZM171 59H172V61H171ZM183 59H184V60H185V59H186V60L188 59V61H189V58H186V57H185V58H182V60H183ZM193 59L196 61V64L200 66V64H198V63H201V62L197 61V59H195V58H193ZM193 59L190 57V60H191L190 63H189L188 61H185V63H186V64L189 63L188 65H191L192 62H194ZM210 59H211V57L209 58V60H210ZM214 59H213V57H212V62H213ZM216 59L219 60V57H217ZM46 60H47V59H46ZM48 60H47V61H48ZM71 60H72V61H71ZM153 60H154V59H153ZM164 60H166V62H165L166 64H167V63H170L169 65H171V62H172V63H173L172 66H169L168 64H167V65H168V66H167V65L164 63ZM167 60H169L170 62H168ZM184 60H183V61H184ZM192 60H193V61H192ZM218 60H217V61H218ZM231 60H230V61H231ZM243 60H244V59H243ZM255 60H256V58H255ZM257 60H258V59H257ZM262 60H263V59H262ZM262 60H259V61H256V62L258 63V62H261ZM55 61H56V64H55ZM111 61H112L113 63H112ZM176 61H175V62H176ZM202 61H203V60H202ZM204 61L207 62L206 59H205ZM204 61H203V62H204ZM210 61H211V60H210ZM234 61H236V60H234ZM234 61H231V62H233V64L235 65V63H237V62L234 63ZM250 61H251V60H250ZM114 62H115V63H114ZM128 62H129V63H128ZM144 62H145L146 64H145ZM181 62H182V61H181ZM241 62H242V60H241ZM245 62L243 61L241 64H243V63L245 64ZM251 62H252V61H251ZM253 62H254V61H253ZM262 62H263V61H262ZM71 63H74V64L71 65ZM85 63H86V66L84 65ZM87 63H88V64H87ZM160 63H161V64H160ZM163 63H164V64H163ZM183 63H184V62H182L181 65L179 64V65H178V68H175V70H173L174 68L171 70V71H173V72L175 71V72H174L175 74H174V73H173V74H174V76H175V79L178 80V81L181 79L182 76H184V74H183V73H180V75H179V74L177 75V73H176L177 69L180 70L181 66H184V68L187 67V68H186L187 70L189 69V68H188L189 66L182 65ZM223 63H224V61H223ZM238 63H239V62H238ZM60 64H59V65H60ZM89 64H90V66L93 67V68L91 67L92 69L90 68ZM92 64H93V65H92ZM111 64H112V65H111ZM114 64H116V65H114ZM122 64L126 65V68H127V69H126V73H124V72H125V71H124L125 69H123V68L121 67V66H123ZM139 64H140V66H139ZM201 64H202V63H201ZM205 64H206V63L203 64L204 66L201 65V66H202L201 68H203V67H208V68H209V67H210V69H211L212 67H211L210 64H214V62H213V63H210V62H209V65H210V66H207V65H208V62H207V65H205ZM215 64H216V63H215ZM218 64H220L219 61H218ZM218 64H216V65H218ZM224 64H226V63H224ZM231 64H232V63H231ZM233 64H232V65H233ZM244 64H243V65H244ZM249 64H250V62L248 61V64H247V65H249ZM253 64H255V62H254ZM109 65H110V67H109ZM145 65H146L147 68L145 67ZM160 65H162V66H164V67H166V68L168 69V70H166L165 72H162L163 74H161L160 71H163V70L166 69V68L163 69V67L160 66ZM165 65H166V66H165ZM175 65H176V66H175ZM226 65H227V64H226ZM226 65H225V66H226ZM234 65H233V66H234ZM243 65H242L241 67L239 66L240 69H242V70L244 69V67L247 68V65H246V64L244 65V67H243ZM259 65H262V63L259 64ZM75 66H76V65H75ZM83 66H84L85 68H83ZM88 66H89V67H88ZM179 66H180V67H179ZM185 66H186V67H185ZM199 66H196V65L193 64L191 67H192V68H193V67H196V68H197V67H199ZM214 66H215V65H214ZM214 66H213V67H214ZM220 66L222 67V69H221V71H222L223 68H224V67H223L224 65H223V66L220 65ZM228 66H229V67H228ZM228 66H227V67L230 69L231 65H228ZM237 66H238V65H236V68H237V72H238V74H239V71L241 72V70H238L239 68H238ZM87 67L90 68V69H89V70H86V69H88ZM117 67H118V68H117ZM137 67H138V68H137ZM148 67H149V69H148ZM168 67H169V68H168ZM191 67H190V69H189L190 71L188 70L189 74H188V72H187L186 69H184V70L186 71V72H184V73H185V74L187 73L188 75L191 74V75H190V76H191L190 79H191V78H192V79L194 78V79H193L194 81L198 78L197 81L199 82V80H200L201 78H200V77H194V76H196L195 74H197V73H195V70H194V69H196V68H193V69H192ZM216 67H217L216 70L218 71V66H216ZM242 67H243V68H242ZM248 67H249V66H248ZM255 67H256V64L254 65V67H253V65H252V66H251V70H252V68H255ZM262 67H264V66L262 65V66H261L260 68H258V69L260 70ZM71 68H72V67H71ZM124 68H125V66H124ZM199 68H200V67H199ZM199 68H198V69H199ZM201 68L199 69L200 71H199L198 69H196V71L198 70V72H199L197 76H201V74H203V75L201 76L202 78H203L204 75H205V77H206L207 75L210 76L208 73H212V71L214 70V68H213V70H210V69L208 70V69H206V70H208L209 72H208L207 74H204L203 72H201V71H204V70H202ZM234 68H235V67H232V70H233V71H234ZM236 68H235V70H236ZM67 69H66V70H67ZM147 69H148V70H147ZM150 69H151V70H150ZM162 69H163V70H162ZM182 69H183V68H181V71H179V70H178V71H179V72H183ZM191 69L194 70V71H192ZM203 69H205V68H203ZM225 69H227V68H224V70H225ZM229 69H228V71L226 70V73H227L228 75L225 73V77H224V75H223L224 71H222V72L220 71V72L222 73V75H221V74L219 75V72H218V73H217L218 75L216 74V75H217V78H216V79H215V77H214V76H215L214 73H216V72L212 73V75L214 74V76H210V77L207 76V77H208L209 79H211V77H212V78L214 77V79H211V80H213V81H215V82H217V81L219 80L218 77H220V81H223L224 84H225V82H227V83H228L227 85H229V87H231V86L233 85L232 87L237 88L235 91L240 90V89H241L240 87H242L241 91H245V90H244L245 87H248V88H249V89H248V93H250V92L253 93V89H254L255 87H257V86H255V87L253 86V85H254V84H253L254 82H252L253 80H251L250 83L248 82V81H250V80L248 79L247 74H245V75H246V77H245V75L242 76L244 73L240 76V75L236 74V73H237V72H236V73H235V74H236L235 77H237V75H238V77L240 76L239 78H236V79H235V77L232 76L233 79H234V81H233L232 78H231V80H229L230 77H229V79H226V81H224L225 78H228V76H231V75H230L231 73L229 74ZM258 69H257V67H256L255 72H256V71H259ZM262 69H263V71L261 70L260 72L264 73V68H262ZM85 70H86V71H85ZM156 70H157V71H156ZM219 70H220V68H219ZM232 70L230 69L231 72H233ZM247 70H248V68H247ZM251 70L249 69V72H250L249 74H251ZM83 71H84V72H83ZM123 71H124V72H123ZM148 71H149V73H148ZM154 71H156V72L154 73ZM178 71H177V72H178ZM191 71H192V73H193V72H194V73L192 74ZM210 71H211V72H210ZM244 71H245V69L243 70V72H244ZM151 72H152V73H151ZM234 72H235V71H234ZM234 72H233V73H234ZM252 72H254V71L252 70ZM150 73H151V74H150ZM171 73H172V72L169 71V74H171ZM200 73H201V74H200ZM205 73H206V72H205ZM241 73H242V72H241ZM256 73H257V75H256ZM256 73H255L256 78L254 77V80L257 81V83H259L258 86L260 85V86L262 87L261 89H264V83L261 82L262 79H264V78L261 77V73H258V72H256ZM124 74H125V78L127 77V79H126L127 82L125 81ZM155 74H157V75H155ZM169 74L166 73V77L164 76V78H167V77H168L167 75H169ZM181 74H182V76H181ZM199 74H200V75H199ZM249 74H248V75H249ZM252 74H253V73H252ZM252 74H251V75H252ZM94 75H96L97 77H99V79H98V78H93ZM131 75H132V77H133V78H131L132 80L130 79V76H131ZM144 75H145V76H144ZM150 75H151V78L153 77V78L151 79V81L148 80V77L150 78ZM160 75H161V76H160ZM188 75H187V76H188ZM192 75H193V76H192ZM251 75H249V76H250V77H249L250 79H251ZM255 75H254V76H255ZM259 75H260V77H259ZM91 76H92V77H91ZM108 76H109V77H108ZM135 76H136V77L139 76V77H138L139 80L142 79V77H144V78L146 77L145 79H147V80H143V79H142L143 81H145V83L142 82V80H140L139 83H137V78H135ZM141 76H142V77H141ZM154 76H155V77H154ZM178 76H181L180 79H178V78H179ZM222 76H223V79H222ZM226 76H227V77H226ZM252 76H253V75H252ZM257 76H258V78H257ZM101 77H104V81H105V82L103 81V78H101ZM107 77L109 78V80L111 79L110 77L113 78L112 81L110 80V81L112 82L111 84L109 83V80H108ZM177 77H178V78H177ZM185 77H186V75H185ZM105 78L108 80L107 82H108L109 84L106 82ZM195 78H196V79H195ZM245 78H246V79H245ZM252 78H253V77H252ZM260 78H261V80L258 81L257 79H260ZM115 79H116V80H115ZM182 79H183V78H182ZM188 79H189V78H188ZM98 80H99L98 84H97L96 82H94V81H98ZM130 80H131V81H130ZM133 80H134V81H133ZM152 80H154V82H153ZM246 80H248V81H246ZM101 81H103V83H102ZM114 81H115V83H114ZM129 81H130V82H129ZM146 81H147V82H148V81L151 82L150 86H149V84H147ZM213 81H212V83H213ZM220 81H219V83H220ZM239 81H240V82H239ZM125 82L127 83V85L125 84ZM141 82H142V84H143V83L145 84V87H143L144 84L141 86V84H140ZM149 82H148V83H149ZM157 82H158V83H157ZM160 82L162 83V81H160ZM164 82H166V79H165ZM215 82H214V83H215ZM236 82H237V83H236ZM100 83H101V84H100ZM104 83H106V84L103 86V87H104V89H103V87H101V86H102ZM116 83L120 86V88L118 87V85L116 86ZM153 83H154V84H153ZM195 83H197V82H195ZM195 83H194V85H196ZM214 83H213V84H214ZM223 83H221V84L223 85ZM231 83H232V84H231ZM239 83H240V85H239ZM243 83H245V84H243ZM251 83H252L253 85H252ZM257 83L255 82V84H257ZM261 83H262L263 85H262ZM93 84H94V85H93ZM95 84H97L98 86L95 85ZM123 84H125V87H126L127 90L125 89V87H124ZM135 84H136V85H135ZM156 84H155V85H156ZM191 84H192V83H191ZM197 84H199V83H197ZM217 84H218V82L215 84V85H216L215 88H214V86H213V90H214V89L216 90V89L218 88V87H217V86H218ZM221 84H220V85H221ZM107 85H109V87H106ZM159 85H160V83H159ZM241 85H242V86H241ZM244 85H245V86H244ZM247 85H249V86H247ZM84 86H83V87H84ZM88 86H89V88H88ZM91 86H94V88L91 87ZM99 86H100L102 89H101ZM224 86H225V85H224ZM224 86H222V87H224ZM252 86H253L254 88H253ZM90 87H91L92 89H91ZM122 87H123L124 90L122 89ZM138 87H135V88L137 89ZM219 87H221V86H219ZM229 87H228V86L224 87V89H223V90H224V91H223V92H224V93H223L224 95H221L222 97H221L220 100H221V102H223V104L225 103L224 105H220V104H219V103H221V102H219L220 100H217V99H216L217 96H215V100H214L215 102L212 101V100H211V101L209 100L210 102L207 101V102H209V103L213 102V104L209 105V103H208V105H209V106H212V105H217V104H219L220 106L226 107L228 104H229V105H233V104H231V103H234L235 100H236V101H239V99L237 100V96L240 95V94H237V93H239V91H238V92H235L234 90H233V91H232V90H231V91H230V90H229V91L227 90L228 92L226 93V89H228ZM243 87H244V88H243ZM251 87L253 88L252 91H250V90H251ZM95 88H96V89H95ZM99 88H100V91L98 90ZM192 88H193V87H192ZM225 88H226V89H225ZM238 88H240V89H238ZM121 89H122V90H121ZM219 89L222 91L221 88H219ZM229 89H230V88H229ZM246 89H247V88H246ZM255 89H256V88H255ZM84 90H83V91H84ZM110 90H111V89H110ZM197 90H198V88H197ZM117 91H116V92H117ZM137 91H138V90H137ZM193 91L195 92V93L193 92V93L195 94V96H197V95L199 96V95H200V94H199L200 92L198 93V92L195 91V90H193ZM249 91H250V92H249ZM254 91H256V90H254ZM258 91H259V90H258ZM260 91H261V90H260ZM260 91H259V92H260ZM262 91H263V90H262ZM118 92H117V93H118ZM190 92H191V93H190L191 96L193 97L192 101H190L191 98H192V97H189L190 94H189V96L187 95L188 98H190V100H189L187 97H184V98L186 99V101L192 102V105L194 106L195 109H198V110L201 109V110H200V114H201V113L203 112V110H204L203 108L205 107L204 104L206 103V106H208V105H207V102H204V104H202L200 100H199L200 102L198 101V99H200V98H199L198 96H197V98H196V97L194 96V94H192V91H190ZM246 92H247V90H246ZM246 92H245V93H246ZM259 92H257V93H259ZM263 92H264V91H263ZM102 93H103V92H102ZM245 93H244V94H245ZM252 93H250V95H249V94H248V95L246 94V95L249 96V97L251 96V100H252V97H253V96L251 95ZM260 93H261V92H260ZM253 94H254V93H253ZM261 94H262V93H261ZM94 95H95V93H94ZM96 95H97V94H96ZM118 95H120V93H118ZM227 95H228V96H227ZM246 95H245V96H246ZM225 96H226V97H225ZM240 96H242L243 99H245L243 93H242ZM95 97H96V96H95ZM227 97H228V98H227ZM255 97H257L256 93H255ZM260 97H261V98H260ZM184 98H183V101L185 100ZM195 98H196V100H195ZM217 98H218V97H217ZM224 98H225V99H224ZM226 98H227V99H226ZM230 98H231V99H230ZM238 98H239V97H238ZM246 98H248V97H246ZM253 98H254V97H253ZM187 99H188V100H187ZM218 99H219V98H218ZM243 99H242V100L240 99L243 103L246 102V101L249 102V104H246V103H244L245 105L242 104L243 108H245L246 111H248V106L250 105V100H247V99H246V101H244ZM248 99H249V98H248ZM160 100H161V101H159V102L157 103L160 109H159V108H155V107L157 106V104H156V102H154V101H153V102L150 101L149 103H150V104H151V103H152V104H156V105H152V104H151L150 109H149V108H148V109H149V113H151V114H154V112H157V113H156V116H157L158 118H159V117H160V118L163 117L162 120L160 119V120H161V123H162V122L165 121V119L167 120L170 116H174V115H176V114L173 115V111H172V114L170 113L171 115L168 114V113H169V111L171 112V110H172L173 108H175L174 106H176V105L178 104V101H177V99L174 100L173 98H171V99L169 98V99H167V100H166V99H165V100L163 99L164 101H162V99H160ZM216 100H217V101H216ZM231 100H232V101H231ZM186 101H185V102H186ZM241 101H240V102H241ZM257 101H258V102H257ZM257 101H256V99H254V100H253L254 104H255V102H256V106H258V108H259L260 105H262V107H260L259 109L256 108V109L254 110V111H258V110H259V112L255 113V112L253 111L252 113H253V115H254V113L256 114L255 116H253V118L255 119L256 122H257V121H260V117H261V121H260V122H261L262 124H261L260 126H262V125H264V120H263V119H264V114H263V113H264V107H263V106H264V95H263V94H262L261 96L258 95V99H257ZM261 101H262V102H261ZM202 102H203V101H202ZM228 102H229V103H228ZM230 102H231V103H230ZM242 102H241V103H242ZM248 102H247V103H248ZM146 103H148V102H146ZM149 103H148V105H150ZM179 103H180V102H179ZM226 103H227V105H226ZM241 103H240V104H241ZM251 103H252V101H251ZM257 103H258V105H257ZM260 103H261V104H260ZM234 104L237 105V102H235ZM240 104H238V105L242 108V106H241ZM259 104H260V105H259ZM225 105H226V106H225ZM251 105H253V104H251ZM251 105L249 106V108H251ZM154 106H155V107H154ZM158 106H157V107H158ZM220 106H219V107L217 106V107H218V108H222V107H220ZM256 106H255V107H256ZM152 107H153V110H155V111L152 110ZM201 107H203V108H201ZM229 107H230V106H229ZM232 107L234 108V106H232ZM232 107H231V109H232ZM236 107H237V106H236ZM154 108H155V109H154ZM227 108H228V107H227ZM237 108H238V107H237ZM252 108H253V107H252ZM252 108H251V109H252ZM262 108H263V109H262ZM156 109H158L159 112L156 111ZM163 109H164L165 111H164ZM245 109L242 110V111H243V115L241 114L242 116L240 115V113H241V111H239L240 108L236 109V112H239V113H235V110H234V109H233V110H230V109H229L228 111H225L226 113H225V112H222V110H221V112L219 113V115H220L221 113H224V114H221V115H222L223 117L225 116L224 118L222 117V119H224L225 123H226V121L228 122V121L230 120V117H231L230 122H231V121H232V122H236V120H237V122H239V121H240L239 119H243L244 113L246 114ZM253 109H254V108H253ZM150 110H152V111L150 112ZM162 110H163L164 112H163ZM174 110H175V109H174ZM198 110H197V111H198ZM237 110H238V111H237ZM262 110H263V111H262ZM160 111H161V112H160ZM219 111H220V110H219ZM229 111H230V112H229ZM244 111H245V112H244ZM250 111H251V110H249V112H248L249 114H250ZM261 111H262L263 113H262ZM152 112H153V113H152ZM162 112H163V113H162ZM161 113H162V114H161ZM203 113H204V112H203ZM203 113H202V114H203ZM229 113H230V114H229ZM248 113H247V114H248ZM258 113L260 114V117H259V114H258ZM227 114H228V115H227ZM236 114H239V115H236ZM257 114H258V115H257ZM211 115H215V113H214V114H211ZM211 115L209 116V114H207L206 118H207V119H208V118L211 119V118H212ZM156 116H155V117H156ZM166 116H167V117H166ZM227 116L229 117V120H228ZM237 116H238V117H237ZM239 116H240L241 118H239ZM245 116H246V115H245ZM251 116H252V115H251ZM262 116H263V117H262ZM152 117H153V119H154V115H153V116H150V121L153 120ZM165 117H166V118H165ZM174 117H175V116H174ZM176 117H177V116H176ZM214 117H215V116H214ZM220 117H221V116H220ZM246 117H247V116H246ZM246 117H245V118H246ZM258 117H259V118H258ZM158 118H155V119L158 120V121H160ZM164 118H165V119H164ZM178 118H179V117H178ZM181 118H184V117H181ZM232 118H233V119H232ZM237 118H238V119H237ZM245 118H244V119H245ZM249 118H252V117H248V119H249ZM256 118H257V119H256ZM17 119H19V117L17 118V117H14V116H12V115H10V116H9V115H8V116H7V115L4 116V119H3L2 121H3V123H5V124H3V125L0 124V130H2L3 126H4V128H9V127H10V122H11V125H12L13 120H14V122H15V120H17ZM151 119H152V120H151ZM155 119H154V120H155ZM209 119H208V120H209ZM218 119H219V117H218ZM246 119H247V118H246ZM246 119H245V120H246ZM258 119H259V120H258ZM154 120H153V121H154ZM169 120H170V119H169ZM175 120H176V119H174L173 117H171V120H170V121H165V123H171V124H172V122H174ZM178 120H179V122L181 121L180 118H179ZM187 120H188V119H187ZM238 120H239V121H238ZM250 120H251V119H249L248 121H250ZM176 121H177V120H176ZM176 121H175V122H176ZM218 121H219V122L221 121V122L224 123L223 120H220V119H219ZM251 121L253 122L254 120L252 119ZM179 122H178V123H179ZM153 123H154V122H153ZM213 124H214V123H213ZM213 124H211V125H212V126H215V125H216V123H215L214 125H213ZM178 125H179V124H178ZM211 125H210V126H211ZM231 126L233 127V129L230 128ZM231 126L229 127L230 129L227 130V133H228V134L231 133V135H232V131H233V134H234V133H235L236 135L239 134V137H241V136H242V135L240 134V133H242V131H241V130H242L241 127H240V126H237V127L235 128L233 125H231ZM176 127L179 128V126H176ZM209 128H210V127H209ZM209 128H208V131H210V132L212 131V133L218 131L217 125H216L214 128L211 127L210 130H209ZM212 128H213V129H212ZM215 128H216V129H215ZM237 128H240V129L237 130ZM261 128H263V129H261ZM257 130H258V132L261 130L260 133H262V132H264V127H259V129H257ZM213 131H214V132H213ZM235 131H236V132H239V131H240V132L237 134ZM210 132H209V133H210ZM229 132H230V133H229ZM212 133H210V134H212ZM223 134H224V132H223ZM250 134H251V135H250ZM199 135H201V133H196V135H195V138H196L195 140H196V141H195V142H192V140H191L192 143H190V144H188V145H187V144H184V143H182L183 145H182L181 143L174 144L173 147H172L171 149H169V153H168L167 155L164 156V159H163V160H165V159H168V160H170V161L173 160L172 163H179L178 165H180V163H185L186 161H187V162H190V163H196V164L198 163V167H199V168H202V173L205 172V170H206V172H205L204 174L206 175L207 180H209V181H207L208 184L212 185V183H213V184H214V183H220V184L222 185V184H224V182H225V179H226V176H227V175H226V174H227V171H225V169L221 168L218 164H215V163H217L218 160H217V161H216V160L213 161V156H212L211 154L209 155L210 157L207 156L206 160H201V159L198 160V157H199L198 154H200L199 148H202V147H201V144L204 143V141H207V139H205V138H204L205 140L202 141L203 138L200 139L201 137H199ZM253 135H254L253 132L249 133V136H250V137L253 136ZM179 137H182V139H184V137H186V134L184 133V131H180V133H179ZM198 137H199V138H198ZM250 137H249V138H250ZM197 138H198V140L200 139L201 141H200V140L198 141ZM2 139H3V138H2V135H1V133H0V146H3L2 143H3V144H6V143L4 142L5 140H4V139L2 140ZM188 139H190V138H188ZM209 140H210V141H209ZM209 140H208V141L211 142V139H209ZM1 142H2V143H1ZM198 142H199L200 144H199ZM195 143H196V144H195ZM207 143H208V142H207ZM242 143H243V142H239V143L237 142V143L234 144L233 146H234V147H235V146H240ZM191 144H193V145H191ZM239 144H240V145H239ZM190 145H191V146H190ZM197 147H199V148H197ZM1 148H3V150H4L6 147H5V145H4V146L1 147ZM238 148H239V147H238ZM240 148H241V147H240ZM207 149H208V148H207ZM5 150H7V148H6ZM5 150L2 152L3 156H5V155H9V154H4V153H7V152H5ZM212 151H213V148H212V149L209 148V150H208L207 152H208V153H212ZM258 152H260V151H258ZM225 154L227 155V153H225ZM0 155H1V154H0ZM181 155H183V156H181ZM189 156H190V157H189ZM5 157H6V156H5ZM5 157H3V158H5ZM211 157H212V159H211ZM6 158H7V157H6ZM189 158H190V159H189ZM1 159H2V158H1V156H0V160H1ZM136 159H137V158H136ZM176 159H178L179 161L176 160ZM185 160H186V161H185ZM189 160H190V161H189ZM210 160H211V161H210ZM203 161H204V162H205V161H206V162L208 161L209 163L204 165V164H203ZM211 162H212L213 165L211 164ZM201 163H202V164H201ZM135 164L138 165L137 168H136V166H135V169H136L137 173H138L140 170H143V169H142V166L139 167V162H138V160L135 161ZM1 165H2V164H1ZM1 165H0V167H1ZM206 165H208L207 168H205ZM216 165H218V166L216 167ZM6 166H7V165H6ZM212 166H214V167H212ZM2 167H3V166H2ZM158 167H159V166H158ZM189 167H192V164H189ZM210 167H211V168H210ZM219 167H220V168H219ZM82 168H84V166L81 167L80 169H82ZM162 168H163V167H162ZM4 169H5V168H4ZM4 169H3V171H4ZM78 169H79V168H78ZM149 169H150V167H149ZM160 169H161V168H160ZM207 169H208V171H207ZM1 170H2V168H0V172H2ZM155 172H156V171H155ZM206 173H207V174H206ZM0 175L2 176V174H0ZM138 175H139V173H138ZM161 175H162V173H161ZM205 175H204V176H205ZM228 175H229V177H232V176H233V175H231V174H228ZM1 176H0V219H1L2 217H6V216L8 215L7 213L10 212V211H8V210H10V207H12V206L14 205L13 202H14L15 198H16L15 201L19 200V199H17L18 191H17V194L14 193V192H16V189H17V188H14V189H13L12 187H10V186L13 185V184H12L11 182H9V183H5V182H7L6 179L3 180V178H4L5 176H4V175H3L2 177H1ZM1 178H2V179H1ZM133 179H134V178H133ZM133 179H132V180H133ZM5 180H6V181H5ZM2 181H3V182H2ZM7 184H9V185H7ZM70 187H71V186H70ZM133 189H134V188H133ZM13 190H15V191H13ZM17 190H18V189H17ZM63 192H64L65 194H64ZM63 192H62V193L64 194V196H63V195H62V196L65 197V196L68 194L69 191H67V192L63 191ZM10 193H11V196H12V193H13V195H14V194L16 195V196H12L13 198H12L11 196L9 197V199H10V200L13 199V201H10V200L8 199V197H7L8 195H10ZM57 193H58V192H57ZM59 193H61V192H59ZM73 193H74V192H71V194H73ZM55 194H56V192H55ZM55 194H54V195H55ZM168 194H170V193H169L168 190H167V191H164L160 196H161L162 198H165V199H166ZM208 194L210 195V192H208ZM211 194H212V193H211ZM6 195H7V196H6ZM60 195H61V194H59V195L57 196V194H56L57 199H56V197L53 196V199L55 198L54 200L52 199V196H51L52 201H55V200H56V201H59V200H61L60 197H62V196H60ZM68 195H69V197H68ZM68 195L66 196V197H68V198H70V196H72V198H70V200H68V201H71V200L74 199V198H73L74 195H70V193H69ZM14 197H15V198H14ZM58 197H59L60 199H59ZM74 197H75V196H74ZM126 197H127V196H126ZM11 198H12V199H11ZM47 198H48V197H47ZM172 198H173V197H172ZM49 199H50V198H49ZM58 199H59V200H58ZM122 199H124V198H122ZM8 200H9V201H8ZM46 200H47V199H46ZM125 200H126V199H125ZM47 201H50V202H51V200H47ZM129 201H130V203H131L132 199L129 200ZM149 201H153V199H150ZM176 201H180V200H178V198H177ZM23 202H24V201H23ZM23 202L20 201V203H19V201H18L17 203H16V202H14V203H15V205L17 206V204H20V205L22 204V205H23ZM36 202H38V201H36ZM36 202H33L34 204L31 202L32 204H29V206H28L27 204H25V206L27 205V207H25V209H22L23 211L20 209L21 211H19V212H22L21 214L23 215V213L27 212L28 210H32V211H33L34 209L37 208L36 206H39V205L36 204ZM79 202H80V201H79ZM132 202H133V201H132ZM9 203H10V204H13V205H12V206L10 205V207H9ZM7 204H8V205H7ZM38 204H39V202H38ZM79 204H80V203H79ZM20 205H19V206H20ZM22 205H21V206H22ZM33 205H34V206L36 205V206H35L36 208H35ZM96 205H97V204H96ZM96 205H94V206H96ZM129 205H130V204H129ZM6 206H7L9 209H7ZM19 206H18V207H19ZM92 206H93V205H92ZM94 206H93V207H94ZM98 206H99V205H98ZM18 207H16V208H18ZM32 207H33L34 209H32ZM93 207H92V208H93ZM5 208L7 209L8 212H6V209H5ZM16 208H15V206H13V207H12V210H13V209H16ZM28 208H29V209H28ZM90 208H91V207H90ZM90 208H89V210H90ZM48 209H49V208H48ZM48 209H46V210H48ZM56 209H57V208H56ZM86 209H87V208H85V211H86ZM93 209H95V207H94ZM105 209H106V208H105ZM105 209H104V210H105ZM12 210H11V212H12ZM17 210H18V209H17ZM54 210H55V209H54ZM54 210H53V211H54ZM87 210H88V209H87ZM89 210H88V212H89ZM91 210H92V209H91ZM95 210H96V209H95ZM95 210H94V211H95ZM107 210H108V209H107ZM24 211H25V212H24ZM55 211H56V210H55ZM83 211H84V210H83ZM94 211L92 210V212H94ZM109 211H110V210H108L107 212L109 213ZM42 212H43V211H42ZM45 212H46V211H45ZM49 212H50V211H49ZM49 212L47 211V213H49ZM75 212H76V211H74V213H72V214H75ZM78 212L80 213V211H78ZM88 212H87V214H88ZM97 212H98V211H97ZM105 212H106V210H105ZM9 214H10V213H9ZM17 214H18V213H17ZM37 214L40 215L41 212H40V213H37ZM44 214H45V213H44ZM50 214H51V213H50ZM82 214H83V213H80V215H82ZM89 214H91V212H89ZM89 214L86 215V216H90ZM11 215H12V214H11ZM11 215H10V216H11ZM95 215H98V214H96V212H95ZM10 216H8L7 218H4V220H6V219L9 220V218H11ZM59 216H60V215H59ZM72 216H74V215L68 214V215H67V218H66V221H65V219H64L63 223H65V225H66L68 222L70 223L71 221H67V220L73 218ZM92 216H93V215H92ZM65 217H66V216L64 215V218H65ZM68 217H69V218H68ZM82 217H83V216H82ZM84 217H85V216H84ZM95 217L97 218V216H95ZM85 218H86V217H85ZM87 218H89V217H87ZM91 218H94V217H90V219H91ZM96 218H95V219H96ZM81 219H82V218H81ZM83 219H84V218H83ZM2 220H3V219H1V223H2ZM77 220H78V221H75V222H77V223H80V221H82V220H80V219H77ZM85 220H86V219H85ZM92 220H93V219H92ZM96 220H97V219H96ZM6 221H7V220H6ZM50 221L52 222V220H50ZM57 221H58V219H57ZM57 221H56V222H57ZM94 221H95V220H94ZM97 221H98V220H97ZM3 222H4V221H3ZM73 222H74V221H73ZM75 222H74V223H75ZM84 222H86V221H84ZM98 222H99V221H98ZM63 223H62V226L58 225L57 223H53V224L51 225L50 228H48V229L46 228V230H44L43 228H41V230L43 229V230H44V233L48 230L47 234H49V229H51L52 231H55L54 234H57V235H58V233L61 232L62 230H64L65 232H68V231H66V227H67L68 230H69V229H71V228L74 229V225H75V224L78 225L77 223H75V224L73 223L74 225H72V223H70L72 227L70 226V224L64 227V226H63ZM87 223H88V222H87ZM93 223H94V222H91V224H93ZM101 223H102V221H101ZM101 223H100V224H101ZM80 224H81V223H80ZM84 224H85V223H84ZM88 224L90 225V223H88ZM88 224H87L86 227H85V226H81L82 224L80 225V226L83 227V229H84V230H83V229H80V230H81V231L83 230L84 232L79 233L80 231L76 230V231H78V232H77V237H76V239H78V235H81L82 233H86V229H89V228L91 227V226H89ZM94 224H95V223H94ZM94 224H93V225H94ZM96 224L99 225V223H96ZM96 224H95V225H96ZM201 224H202V225H208L209 223H208V222H201ZM3 225H4L3 223H2V226H1V224H0V237L2 236L3 239L5 238V240H4V241L1 240L2 243L0 242V245L3 246L2 244H5L4 242L6 241V239H7V235H8L9 239L12 240V243L10 244V245L12 246V248H13V247H14V248H15V247L17 248V245H20V244H18L17 242H19V241L21 240V237L23 236V235H21V234H23L24 232L22 231L21 234H20L21 237H20V236H19L20 238L18 237V238H19V241H17V240L14 241V242L17 243V245H16V243H15V245H16V246H15V245H14V242H13V240H15V239H14L15 237H13V234L11 233V231H10V233H9V231H8V232H7V231H2V229H3V228H2ZM97 225H96V226H97ZM103 225H104V224H103ZM4 226H5V225H4ZM80 226H78V227H80ZM96 226H94L93 229H94ZM37 227H38V226H37ZM63 228H64V229H63ZM91 228H92V227H91ZM96 228H98V227H96ZM96 228H95V229H96ZM75 229H79V228H77V226H76ZM75 229H74V230H75ZM93 229H92V231H93ZM95 229H94V230H95ZM103 229H104V227L102 228V231H103V232H102V233H103L102 235H104V230L107 232L106 229H104V230H103ZM3 230H5V229H3ZM33 230H35V231H33V232H37V230H36L35 228H33ZM1 231L3 232V235H4V234L6 235V237H5V235L3 236V235L1 234V233H2ZM38 231H39L40 234L37 232V234L35 233L36 235H35L33 232H31V233H32L31 235L34 234V235L32 236L31 239H33V237H34L33 241H34L35 243H39V244H34V243H33V244H31V245H28V244L31 243V242L28 243L27 240L22 239V242L24 241V242L26 243L25 245H28V246H30V247H27V246H26V247L24 248L25 245H22V247L24 248V250H23V248L21 247V245H20L21 248L18 246L19 249L17 248V249H18L17 251L14 250V251H15V256H16V255L18 256L19 252H20L21 250H23V251H25V252L28 253V254L26 253L25 256L29 257V255L31 256V254H33V253L35 252V251L32 252V250H35V249H36V248H35V249L33 248V249L30 250V248H32V247H40V248H41V247H43L41 244H43L45 241H47L46 243L48 244L49 248H51L50 246H52V247L56 248V249H57L56 251H57V252H60L61 254H63L62 252H63L65 249H67V246H68L69 251H68V250H65L64 252H67V251L70 252V249H71L72 247H73V248L76 247V248H77L76 250H77V253H78V250H79L80 248L82 249L83 246L86 247V248L83 247V250H84V249L86 250L87 247L90 248L91 246H92V248H93L94 243H91V242L94 241L95 238H97V237H93V238H92V241H90V242H88V241L86 240V237L90 234V232H92L91 229H90V232H89V233L87 232L88 234H83V236H85L84 239L87 241V243H86L85 240H84V241H85V242H84V241L81 239L80 241H83V242L85 243V244L83 243V245H82V247H81L82 242H80L79 240H77V241L75 240L74 235L76 236V234H75L76 232L73 233V234H74L73 237H70L72 233H70V235H68L69 237L67 236V233H66L65 237H66V236L68 237V238H67V241H66V238H65V239H62V240H64V241L67 242V243H65V242L63 243V241H61V243H59L60 241H58V243H56L57 240L53 239V237H55V236H52V234H51V233H53V232H50V235H47V234L45 233V236H47L46 238H48L49 236H52V240H53V242H54V240H55V242H54V245H53V244H52V245H49V243L51 244V241L48 242V240L45 238L44 234H42L44 238L41 237V238L45 239V241L43 240L44 242H43V241H41V242H37L38 239L35 240L36 237L38 238V236H37L38 234H39V236H40L41 233H43L42 231L40 232V230H38ZM64 231H62V234L60 233L59 235H63ZM95 231L98 232V233H101V230H100V229H99V230L97 229V230H95ZM95 231H93V232H95ZM99 231H100V232H99ZM5 232H6V233H5ZM57 232H58V233H57ZM69 232H71V231L69 230ZM93 232H92V233H93ZM96 232H95V233H96ZM7 233H8V234H7ZM17 233H18V231H17ZM17 233H16V234H17ZM19 233H20V232H19ZM78 233H79V234H78ZM92 233H91V235L94 236L95 233H93L94 235H93ZM9 234H11L12 237H11ZM16 234H15V235H16ZM25 234H26V233H24V235H25ZM29 234H30V233L26 234V237H27V238H28L27 235H29ZM64 234H65V233H64ZM106 234H107V233H105L104 236H106ZM15 235H14V236H15ZM17 235H18V234H17ZM17 235H16V237H17ZM31 235H29V237H31ZM42 235H41V236H42ZM57 235H56L55 238L59 240V238L57 237ZM86 235H87V236H86ZM98 235H100V234H98ZM98 235H97V236H98ZM108 235H109V234H107V236H108ZM110 235H111V234H110ZM63 236H64V235H63ZM83 236H80V237L83 238ZM92 236L89 235L88 237H92ZM95 236H96V235H95ZM104 236H103V237H104ZM23 237L25 238V236H23ZM61 237H62V236H61ZM80 237H79V239H80ZM88 237H87V238H88ZM98 237H99V236H98ZM100 237H101V236H100ZM11 238H13V239H11ZM106 238H107V237H106ZM111 238H112V237H111ZM16 239H17V238H16ZM29 239H30V238H28V240H29ZM48 239L51 240L50 237H49ZM73 239H74L76 242H75ZM90 239H91V238H90ZM100 239H103V238L101 237ZM109 239H110V236H108V241H109ZM113 239H114V237L112 238V240H113ZM10 240H8V241H10ZM60 240H61V239H60ZM104 240H105V239H103V241H104ZM26 241H27V242H26ZM30 241H32V240H30ZM78 241H79V242H78ZM101 241H102V240H101ZM101 241H100L98 244H100ZM103 241H102V242H103ZM105 241H106V240H105ZM105 241H104V242H105ZM108 241H106V242H108ZM114 241H115V240H114ZM10 242H11V241H10ZM22 242H21V244H22ZM24 242H23V243H24ZM42 242H43V243H42ZM104 242H103V246L105 247L104 244H105L106 242H105V243H104ZM6 243L9 244V242H6ZM27 243H28V244H27ZM46 243H44V244H46ZM79 243H81V244L79 245ZM89 243H90V244H89ZM55 244H56V246H55ZM87 244H89L90 247H89ZM98 244H97L96 247H97V248L101 247V244H102V243L99 245V247H98ZM110 244H112V242H109V244H108V247H109V248H111L110 246H112V245H110ZM10 245H8V246H10ZM13 245H14V246H13ZM86 245H87V246H86ZM95 245H96V244H95ZM4 246H5V245H4ZM4 246H3L2 248H0V249H1L0 251H1V252H2V249H3V248L6 249V247H4ZM11 246H10V247H11ZM69 246H71V247L69 248ZM78 246H80V247H78ZM103 246H102V247H103ZM106 246H107V243H106ZM59 247H60V248L62 247V248H61V249H63L62 252H61V249H60ZM96 247H95V248H96ZM102 247H101V248H102ZM104 247H103V248H104ZM113 247H114V246H113ZM113 247H112V248H113ZM215 247H216V246H213V250H212V251H207V254L210 255V257H214L215 255H213V254H215V253L217 254L218 252H226V253H229V252H233V251H234V250H233L234 245H233L232 241H230L229 243H226V244H219L216 248H215ZM16 248H15V249H16ZM26 248H27V250H28L29 252L25 250ZM58 248H59L60 251L58 250ZM92 248L90 249L91 251H90L89 249H87L88 252H90V254H92V251H93ZM95 248H94V249H95ZM105 248H106V247H105ZM214 248H215V249H214ZM20 249H21V250H20ZM52 249H53V248H52ZM211 249H212V248H211ZM8 250H9V249H8ZM53 250H54V249H53ZM87 250L84 251L83 253L86 252L85 254H88ZM209 250H210V249H209ZM14 251H13V252L10 251V252H12V253L14 254ZM18 251H19V252H18ZM23 251H21V252L24 253ZM71 251H73V250H71ZM79 251H80V250H79ZM8 252H9V251H8ZM10 252H9V253H10ZM21 252H20V253H21ZM36 252H37V251H36ZM36 252L34 253L35 255H37ZM74 252H75V251H74ZM208 252H209V253H208ZM2 253H5V254H2L3 257L6 256L7 254H8V257L6 256L7 258H10V256H12V255H9V253H7L6 250H3ZM30 253H31V254H30ZM75 253H76V252H75ZM77 253H76V254H77ZM83 253H82V255H85V254H83ZM110 253H111V252H110ZM110 253L107 254L108 256L110 255V257L107 256L108 258H107L106 255H105V259H104V260H106V261H105L106 263H107V261H109V260L111 261V259L114 261L113 258H115L116 254H112V253H114V252H112V253H111L112 255H111ZM130 253H131V252H130ZM132 253H134L136 256L132 257V256L134 255V254L132 255ZM132 253H131V255L128 254L130 257H129L128 255H127V256L124 255L126 258H125L124 256H122V257H121V256H120V257L117 256L116 258L119 257L120 260L123 261V262H125V263H126V262L128 263L129 258H134V260H133L134 262L132 261V259H130V260L132 261V263H135V264L137 263V264H138V262H139V264H146V263L143 262L144 260H145V262H147V261H146V259H147L146 255H144V254H142V253L139 254L140 252H137V253H136V252H132ZM10 254H11V253H10ZM78 254H80V253H78ZM90 254H89V255H90ZM137 254L140 255V256H138ZM174 254H175V253H174ZM176 254H177V253H176ZM218 254H220V253H218ZM232 254H234V253H232ZM232 254H229V256L232 255ZM23 255H24V254H23ZM23 255L21 254V255H19V256H22V257H23ZM35 255L32 256V258H34V257L36 258ZM113 255H115V256H113ZM141 255H142V256H141ZM143 255L145 256V258H144ZM208 255H207V256H208ZM212 255H213V256H212ZM0 256H1V253H0ZM2 256H1L0 259H4V258H5V257L2 258ZM15 256H14L13 259H15V258L17 259V256H16V257H15ZM111 256H113V257H111ZM137 256H138L140 259H139ZM232 256H233V255H232ZM232 256H231V257H232ZM22 257H19V258H22ZM123 257H124L125 259H123ZM142 257L144 258V260H143ZM7 258H5L4 260H2V262L0 261V264L4 263L3 261H5V263H6L7 260H8ZM11 258H12V257H11ZM11 258H10V259H11ZM19 258H18V259H19ZM23 258H25V259H24V260H23V259H22V260L20 259V260L22 261V263H21L20 261H18L20 264H24L26 259H27V260L30 259V257H29V258L23 257ZM32 258H31V261L34 260V259L32 260ZM110 258H111V259H110ZM116 258H115L114 263H113L112 261H111V263H109V262H110V261H109L107 264H115V262H116V264H117V263L120 264L121 261L119 262V258H118V261H117ZM135 258H136V259H135ZM18 259H17V260H18ZM36 259H37V258H36ZM36 259L34 260V262L37 261ZM107 259H108V260H107ZM122 259H123V260H122ZM11 260H12V259H11ZM11 260H10V261H11ZM104 260H103V261H104ZM124 260H127V261H124ZM137 260H138V262H137ZM139 260L141 261V263H140ZM147 260H148V259H147ZM149 260H151V259H149ZM149 260H148V262H150ZM12 261H13V260H12ZM12 261H11V262H12ZM14 261H15V260H14ZM14 261H13V262H14ZM29 261H30V260H29ZM29 261H28V263H30ZM103 261H102V262H103ZM23 262H24V263H23ZM72 262L75 264V260H74V259H73ZM102 262H101V264H106L105 262H104V263H102ZM7 263H9V261H8ZM14 263L17 264L16 261H15ZM121 263H122V262H121ZM125 263H122V264H125ZM132 263H130V261H129L128 264H132ZM235 263H236V262H235ZM10 264H12V263H10ZM71 264H72V263H71ZM148 264H150V263H148ZM151 264H152V262H151ZM233 264H234V263H233ZM237 264H238V263H237Z\"/></svg>",
	"mask_w": 264,
	"mask_h": 264
}]
</instances>
